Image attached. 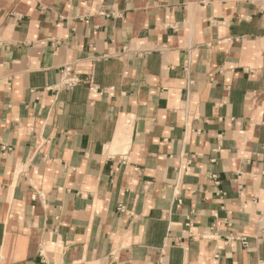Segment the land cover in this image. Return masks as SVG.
Listing matches in <instances>:
<instances>
[{
	"label": "crops",
	"instance_id": "1",
	"mask_svg": "<svg viewBox=\"0 0 264 264\" xmlns=\"http://www.w3.org/2000/svg\"><path fill=\"white\" fill-rule=\"evenodd\" d=\"M158 262L264 264V0H0V264Z\"/></svg>",
	"mask_w": 264,
	"mask_h": 264
},
{
	"label": "built area",
	"instance_id": "2",
	"mask_svg": "<svg viewBox=\"0 0 264 264\" xmlns=\"http://www.w3.org/2000/svg\"><path fill=\"white\" fill-rule=\"evenodd\" d=\"M60 81L58 84L54 86L55 89L58 88H72L73 86L81 83L84 81V79L80 78L77 74H74L72 71V68L70 64H65L60 68ZM90 90L95 91L94 86L89 87ZM101 93V91L99 92ZM244 242V238L242 239ZM157 264H162L161 262H158Z\"/></svg>",
	"mask_w": 264,
	"mask_h": 264
}]
</instances>
